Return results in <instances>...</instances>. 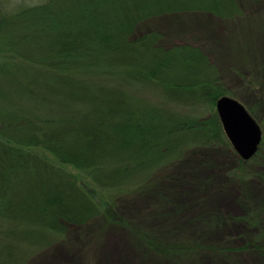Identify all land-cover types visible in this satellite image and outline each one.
I'll return each instance as SVG.
<instances>
[{
	"label": "trees",
	"instance_id": "1",
	"mask_svg": "<svg viewBox=\"0 0 264 264\" xmlns=\"http://www.w3.org/2000/svg\"><path fill=\"white\" fill-rule=\"evenodd\" d=\"M240 12L238 0L45 1L14 13L35 32L18 40L0 13V78L34 104L11 102L19 117L0 109V264H24L190 147L234 153L215 102L240 96L201 46L164 43L148 23Z\"/></svg>",
	"mask_w": 264,
	"mask_h": 264
},
{
	"label": "rangeland",
	"instance_id": "2",
	"mask_svg": "<svg viewBox=\"0 0 264 264\" xmlns=\"http://www.w3.org/2000/svg\"><path fill=\"white\" fill-rule=\"evenodd\" d=\"M45 1L62 0H0L14 39L35 36L14 13ZM238 1L241 12L230 19L184 13L148 25L161 30L164 43L191 42L206 51L261 126L257 152L243 160L225 144L190 147L181 158L156 168L144 184L118 195L110 209L102 207L100 216L69 228L24 264H264V0ZM20 49L36 54L25 44ZM238 68L252 84L241 83ZM7 86L0 78V109L19 117L11 102L25 99L7 95ZM77 175L87 186L88 180Z\"/></svg>",
	"mask_w": 264,
	"mask_h": 264
},
{
	"label": "water",
	"instance_id": "3",
	"mask_svg": "<svg viewBox=\"0 0 264 264\" xmlns=\"http://www.w3.org/2000/svg\"><path fill=\"white\" fill-rule=\"evenodd\" d=\"M215 110L232 148L243 159L251 158L262 140V129L245 105L230 95H221Z\"/></svg>",
	"mask_w": 264,
	"mask_h": 264
}]
</instances>
